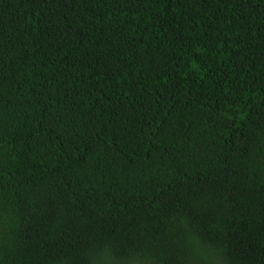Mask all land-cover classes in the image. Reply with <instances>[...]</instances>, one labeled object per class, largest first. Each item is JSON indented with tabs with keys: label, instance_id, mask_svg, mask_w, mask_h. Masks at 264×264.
<instances>
[{
	"label": "trees",
	"instance_id": "1",
	"mask_svg": "<svg viewBox=\"0 0 264 264\" xmlns=\"http://www.w3.org/2000/svg\"><path fill=\"white\" fill-rule=\"evenodd\" d=\"M0 264H264V0H0Z\"/></svg>",
	"mask_w": 264,
	"mask_h": 264
}]
</instances>
